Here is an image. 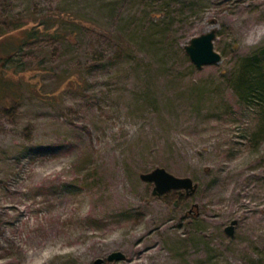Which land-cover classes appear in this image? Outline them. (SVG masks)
<instances>
[{
  "label": "rangeland",
  "instance_id": "rangeland-1",
  "mask_svg": "<svg viewBox=\"0 0 264 264\" xmlns=\"http://www.w3.org/2000/svg\"><path fill=\"white\" fill-rule=\"evenodd\" d=\"M58 16L81 26L20 41ZM262 45L264 0H0V264H264V134L229 82ZM155 167L195 192L152 195Z\"/></svg>",
  "mask_w": 264,
  "mask_h": 264
},
{
  "label": "trees",
  "instance_id": "trees-1",
  "mask_svg": "<svg viewBox=\"0 0 264 264\" xmlns=\"http://www.w3.org/2000/svg\"><path fill=\"white\" fill-rule=\"evenodd\" d=\"M10 20L11 19L5 18L4 23L6 26H13L16 28L22 26V24L13 23ZM64 22H68L74 26H81V23L75 19L70 20V18L64 16H58L54 22L42 19L37 25L23 27V35L20 37V41L26 43L36 38V35L42 32H47L52 36L63 38L65 34L62 33L61 25ZM47 23H50L49 26L46 25ZM56 24H59V26H56ZM43 25L45 26L43 27ZM6 59L9 60L8 58ZM3 60H5L4 56H0V62ZM67 78L70 82L72 81L74 84L80 85V83L75 80L73 74ZM229 82L242 103L247 105L253 103L252 106L257 110L259 120L258 128L255 133L257 137L261 136V134H264V45L238 60L235 71L229 78ZM17 93L12 81L2 77L0 73V101L4 102L8 98L14 100ZM52 98L53 96L51 99Z\"/></svg>",
  "mask_w": 264,
  "mask_h": 264
},
{
  "label": "water",
  "instance_id": "water-1",
  "mask_svg": "<svg viewBox=\"0 0 264 264\" xmlns=\"http://www.w3.org/2000/svg\"><path fill=\"white\" fill-rule=\"evenodd\" d=\"M216 36V30L211 29L205 33L190 38L187 44L183 46L185 53L197 68L204 65L215 64L221 61V54L214 49L213 40ZM140 179L146 182H152V195L159 196L169 190L184 189L187 195H191L197 188V183L189 176H175L163 167H155L149 172L140 173ZM237 220L233 219L229 225L224 228L228 236H233L234 226ZM125 258L121 251H112L106 256L107 261H119ZM105 259L97 257L94 264H105Z\"/></svg>",
  "mask_w": 264,
  "mask_h": 264
}]
</instances>
